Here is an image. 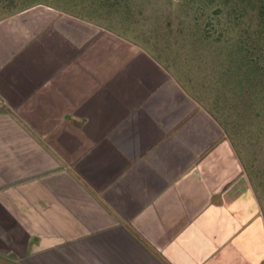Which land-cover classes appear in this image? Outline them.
Here are the masks:
<instances>
[{
  "label": "crops",
  "instance_id": "0c3cea01",
  "mask_svg": "<svg viewBox=\"0 0 264 264\" xmlns=\"http://www.w3.org/2000/svg\"><path fill=\"white\" fill-rule=\"evenodd\" d=\"M13 8L0 264H264L259 190L192 66L51 5Z\"/></svg>",
  "mask_w": 264,
  "mask_h": 264
},
{
  "label": "rangeland",
  "instance_id": "374dc122",
  "mask_svg": "<svg viewBox=\"0 0 264 264\" xmlns=\"http://www.w3.org/2000/svg\"><path fill=\"white\" fill-rule=\"evenodd\" d=\"M24 0H0V15L13 7L22 5ZM261 0H136L140 15L127 29L116 31L131 41L146 46L163 59H179L192 66L197 91H205L206 101L216 108L215 85L220 69L221 54L230 43L248 29L257 28V7ZM237 7L243 12L242 21H234ZM197 38H205L197 45ZM214 70V71H213ZM213 72L215 75H213ZM196 89V88H195ZM210 96V97H209ZM217 109V108H216ZM221 117L229 115V133L238 150L244 156L253 186L259 190L264 207V128L250 130L236 124L235 110L221 107ZM258 130V131H257ZM250 173V174H249Z\"/></svg>",
  "mask_w": 264,
  "mask_h": 264
},
{
  "label": "trees",
  "instance_id": "16d2710c",
  "mask_svg": "<svg viewBox=\"0 0 264 264\" xmlns=\"http://www.w3.org/2000/svg\"><path fill=\"white\" fill-rule=\"evenodd\" d=\"M36 4L51 5L110 30L127 29L134 22L135 16L140 15L136 0H24L19 9ZM241 10L237 7L236 14L239 11L240 16L234 15V21L244 19ZM256 18L257 28L253 31L247 29L235 43H230L220 53L222 60L216 73L219 77L214 91L217 109H213V113L227 129L228 135L230 131L227 121L231 114L222 118V106L228 112L235 110L234 121L242 124V128L250 130L256 126L260 131L264 128V0L257 7ZM204 40L197 38V45L199 42L204 43ZM230 136L235 144L234 138ZM239 154L243 157L246 171L250 172L244 156L240 151Z\"/></svg>",
  "mask_w": 264,
  "mask_h": 264
}]
</instances>
